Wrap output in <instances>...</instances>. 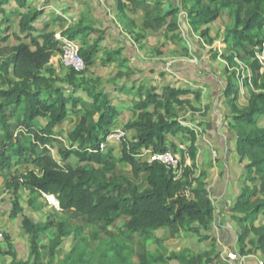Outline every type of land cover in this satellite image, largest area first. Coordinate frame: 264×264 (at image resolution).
<instances>
[{
  "label": "trees",
  "instance_id": "1",
  "mask_svg": "<svg viewBox=\"0 0 264 264\" xmlns=\"http://www.w3.org/2000/svg\"><path fill=\"white\" fill-rule=\"evenodd\" d=\"M7 1L0 0V14ZM129 1L145 10L147 20L143 28L158 29L170 16L166 31L175 32L179 28L178 14L183 9L193 30H200L201 38L208 33V24L216 20L223 10L230 13L231 22L225 27L224 36L225 49L230 53L225 59L228 66L238 60L248 67L250 75L241 82L252 88L246 105L238 108L232 103V127L237 134L239 160L247 162L242 193L232 210L242 213L244 218L255 219L264 211V67L258 57L264 47V0H179L178 4H170L162 13H159V8L150 9L147 3ZM15 2L19 7H27V0ZM154 11L157 14L150 19L149 15ZM42 12L37 7L16 10L20 29L27 33L25 39L15 36L18 42L9 47L10 52L0 61V130L3 131V136H0V169L9 167L11 155L21 157L28 151L26 158L38 171L29 168L25 175L15 180V191L21 185L31 192L52 194L58 200L60 210L78 213L87 223L98 226L103 232H107V227L120 217H126L124 228L118 230V238L110 239L111 243L103 244L99 250L97 264H164L166 259L163 254L149 250L134 260L133 247L127 242L138 234L144 243L154 236V230L163 226L169 227L173 235L181 230L200 235L201 230L207 229L214 220L215 207L207 195L206 181L202 174L193 175L196 132L177 118V106L186 101L181 96L188 91L165 85L158 92L155 86L141 85L139 90H146L143 94L139 92V98L131 106L137 112V117L125 124L126 128L134 131L132 139L121 135V153L118 156L111 147L102 150L101 144L112 132L111 126L118 109L110 103L109 94L99 88V79L84 75L86 68L93 63L92 56L103 37L102 33L81 21L62 30L61 35L68 39L76 36L85 39L93 32L98 35L92 44L79 48L85 68L77 70L70 67L64 77H60L48 66L53 55L63 53L59 39L51 31L32 35V31L37 29L34 22ZM5 30L0 28V35ZM119 51L116 49L113 53L118 54ZM161 52L156 49L157 54ZM238 78L232 73L224 91L227 96L232 95L233 100L239 93ZM77 90L85 91L90 99L75 94ZM68 104L71 111L80 112V118L67 133L71 146L58 149L60 162L48 147L57 141L50 130L66 118ZM8 116H16L17 125L22 127L15 136L11 123L7 121ZM41 118H47L46 124L40 122ZM180 132L189 135L187 152L193 160L190 165H185L179 171L139 157L141 148L151 151L172 148L171 151L176 153L173 142L168 146L165 144L166 135ZM70 156L77 158L76 164L69 161ZM119 162L128 164L132 178L117 173ZM141 174L146 182L144 188H140L136 182ZM185 188L191 190L192 197H188ZM243 195H246L245 198ZM22 210L15 195L9 216L16 217ZM20 225L28 234L33 264H39L42 250L38 238L50 228L52 222L38 223L23 215ZM56 228V235L48 243L50 258L64 236L80 234V227L74 228L65 221H59ZM100 230L92 231L91 238L101 239ZM250 231L257 236L256 242L264 246V224L252 225L251 229L245 227L239 241L244 244V238ZM249 242L252 243L251 240ZM8 246L5 253L12 255L9 264H28L17 261L11 245ZM212 254L210 250L194 254L184 248L170 256L178 264H217ZM82 260V253L75 256L67 254L57 264H76ZM46 264H52V261Z\"/></svg>",
  "mask_w": 264,
  "mask_h": 264
},
{
  "label": "crops",
  "instance_id": "2",
  "mask_svg": "<svg viewBox=\"0 0 264 264\" xmlns=\"http://www.w3.org/2000/svg\"><path fill=\"white\" fill-rule=\"evenodd\" d=\"M36 1L27 0V7L41 9L35 5ZM135 1L149 4L150 9L159 8V13L164 12L170 4L179 3V0ZM157 1L159 4H156ZM50 2L41 9L43 12L34 22L37 33L44 32L48 27L50 29L49 25L53 23H63L59 25L58 31L53 32L55 38L62 44L66 39L61 35L62 30L80 21L102 33L103 37L92 56L93 63L86 68L84 75L103 81L99 88H103L109 94L110 103L118 109L116 116L118 120L117 122L114 120L111 130H121L122 135L132 139L134 131L126 128L125 124L137 117V112L133 111L131 106L139 98V92L143 94L146 90V88L139 90L141 85L155 86L158 92H161L165 85L188 91L181 96L186 101L177 106L176 112L178 114L179 109L185 110L188 120L183 122L178 116L177 118L196 132L197 148L193 175L202 174L206 181L207 195L215 207V223L217 219L222 221L226 212L230 215L237 214L232 211V207L242 193L247 162L239 160L237 134L232 127L234 116L232 103L242 108L246 105L249 94L245 98V103L238 102L242 94L241 81L235 100L232 99V95L225 94L229 77L227 80L224 79V72L230 66L220 65L214 57H209L208 50L211 47L200 37V30L194 31L190 26L186 11L182 9L179 12V28L173 32L166 31V23L170 16L158 29L143 28V23L147 20L145 10L140 5H133L129 0H50ZM8 4L11 14L18 20L16 10L27 9L19 7L15 0H8L5 5ZM156 14V11L152 12L149 15L150 19ZM173 34L175 36L171 39ZM97 35V32H93L85 39L76 36L73 40L79 46L86 47L93 43ZM184 48L189 54H184ZM116 49H120L118 54L113 53ZM156 49L162 52L157 54ZM56 55L60 54L52 57ZM51 58L48 66L51 64L56 66ZM75 94L90 99L83 90H77ZM71 113L75 116L76 124L80 112ZM170 142L176 145L177 156L180 149L184 150L183 157L186 164L190 165L193 160L187 152L189 135L181 132L177 135L169 133L166 135L165 144L168 146ZM150 151L149 148H141L139 157L146 160ZM6 206L7 204L0 205V224L5 223L7 214L10 213ZM226 224L229 226V221Z\"/></svg>",
  "mask_w": 264,
  "mask_h": 264
},
{
  "label": "rangeland",
  "instance_id": "3",
  "mask_svg": "<svg viewBox=\"0 0 264 264\" xmlns=\"http://www.w3.org/2000/svg\"><path fill=\"white\" fill-rule=\"evenodd\" d=\"M49 2L50 0H37L35 5L41 7L42 9ZM3 8L4 11L0 14V19H2L0 21V28L6 30L0 35V61L2 57L6 56L10 52L9 47L18 42V40L15 39V36L25 39V35L27 33L26 31H21L18 19L14 14H11L9 9L10 5L4 4ZM230 22V13L228 10H223L221 15L216 20L210 22L209 31L207 35L203 37L205 44L211 47L208 50L209 57H214V60H218L220 65H227L225 57L230 53L229 50L225 49L226 43L224 42L225 27L229 26ZM61 24L63 23H53L49 25L51 30L48 27L44 32L42 31L37 33L36 31H32V35L38 36L39 34L48 31H58L60 29L59 25ZM26 39L29 40L28 38ZM204 49L206 48L204 47ZM184 51V54H189L187 49L185 50L184 48ZM258 57L261 65L264 67V47L262 48V51L258 53ZM51 59H53V63L56 64V66L51 64V68L55 70L57 75H62L60 77H64V74H66L70 66L64 64L60 55H56ZM84 68L85 65L80 70H83ZM226 69V72H224V79L226 80L232 73L234 74V77H239V81H242V79L249 77L250 75L248 67H245L242 62H237V60H235V64L230 65L229 69ZM97 83L100 85L103 84V81L98 80ZM251 89L250 85L241 86L242 94L238 101L240 104L245 103V98L248 94H250ZM177 116L183 122L188 120L185 110L182 111V109H179ZM39 120L43 125L47 122V118H41ZM117 120V117H115L116 122ZM7 121L11 123L13 136H15L16 133L22 129V127L17 125L16 116H8ZM75 122V116L71 113V108L68 104V114L66 115V118L50 130V133L57 138V141H54L53 145H49L48 147L50 152L60 162H62V160L59 157L58 149L71 146L67 133L75 126ZM122 134L121 130H112V132L108 135L109 137L107 136L101 144L102 150L106 151L108 147H111L116 156L120 155V138ZM0 136H3L2 130H0ZM22 144L28 146V144L24 142H22ZM73 145L76 146L77 144ZM37 148L41 149V146H38ZM171 150L173 149L171 148ZM175 151L177 152V150ZM183 151V149H181V152L178 151L180 163L179 171L187 165L185 158L183 157ZM27 152L28 151H25L24 155L21 157L11 155V164L9 167L3 170L0 169V205L7 204L6 208L9 212L12 208V200L15 195H17L19 203L23 209L16 217H11L7 214L5 223L0 224V264H9L11 262L12 255L5 253V251L9 249L8 244L11 245V250L15 253L14 257L17 261L21 260L28 264H33V256L31 254L28 234L20 225L23 215L31 217L34 222L38 223L46 221L52 222L50 228L46 232L40 234L38 238L42 250L39 264H46L50 260L52 261V264H57L62 262L67 254H73V256H75L79 253H82L83 260L77 261L76 264H97L99 260V250L103 248V244H110V239L118 238V230L120 228H124L126 217H120L113 224L107 227V232H103L98 226L87 223L84 217L78 213L74 211L60 210L55 196L48 194V197H46L42 194H38L37 192H31L23 188L21 185L15 191V180L25 175L29 168H34L38 171V169L32 166L31 162L26 158L28 155ZM69 161L76 164L78 160L75 156H70ZM116 170L117 173L132 178L130 167L127 163L119 162ZM136 182L140 188H144L146 186L143 174L136 179ZM248 184L251 185V182H248ZM185 193L188 197H192L191 190L189 188H185ZM245 196L246 195H243L242 197L245 198ZM235 213L237 214L230 215L226 212V217L224 216L222 221L217 219L216 223L213 220L207 229L201 230L200 235L184 230H181L177 235H173L170 228L161 227L154 230V236L146 242L142 243L139 239V235L135 234L133 240L127 242V244L133 247L134 260H137L145 250H149L152 253L163 254L166 259L164 264H178V262H176V260H174L170 255L171 253L184 248L190 249L194 254H201L203 251L210 250L213 253L211 257L217 264H237V260L226 258L227 253L231 250H236L239 253V256L247 259L246 264L257 263L259 259H262L264 262V246H260L259 243L256 242L257 236L253 234V232L250 231L247 233L244 238V244L239 241L240 234L245 227L251 229L252 225L259 226L264 224V211H261V213H259L253 220L244 218L242 213ZM59 221H65L74 228L80 227V234L75 236L74 233H71L64 236L54 256L50 258L47 252L48 243L50 239L56 235V224ZM227 221L230 223L229 226L226 224ZM216 227L217 234H215ZM95 230L101 231V239L91 238V232ZM250 240L252 243L249 242ZM118 241L121 240L118 239Z\"/></svg>",
  "mask_w": 264,
  "mask_h": 264
},
{
  "label": "built area",
  "instance_id": "4",
  "mask_svg": "<svg viewBox=\"0 0 264 264\" xmlns=\"http://www.w3.org/2000/svg\"><path fill=\"white\" fill-rule=\"evenodd\" d=\"M79 48L80 46L75 40L66 38L62 42L63 53L60 55V58L61 60H63L65 65L73 67L77 70H80L84 66L83 58L79 54ZM146 161L148 162L157 161L166 165L167 167H171L176 170L179 169V157L176 155V153L172 152L171 150L150 151L146 158ZM42 195L48 197V194L46 193H42ZM56 202L59 206L57 199ZM226 258L231 260L234 259L237 260V264H246V260H247L244 257L239 256V253L236 250L229 251L227 253ZM254 264H264V263L262 259L261 260L259 259V261Z\"/></svg>",
  "mask_w": 264,
  "mask_h": 264
}]
</instances>
